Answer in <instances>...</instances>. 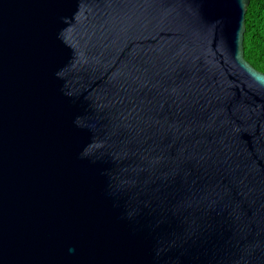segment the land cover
<instances>
[{
	"label": "water",
	"instance_id": "95a60500",
	"mask_svg": "<svg viewBox=\"0 0 264 264\" xmlns=\"http://www.w3.org/2000/svg\"><path fill=\"white\" fill-rule=\"evenodd\" d=\"M250 0H0V264H264Z\"/></svg>",
	"mask_w": 264,
	"mask_h": 264
},
{
	"label": "trees",
	"instance_id": "16d2710c",
	"mask_svg": "<svg viewBox=\"0 0 264 264\" xmlns=\"http://www.w3.org/2000/svg\"><path fill=\"white\" fill-rule=\"evenodd\" d=\"M245 18V59L264 73V0H250Z\"/></svg>",
	"mask_w": 264,
	"mask_h": 264
}]
</instances>
